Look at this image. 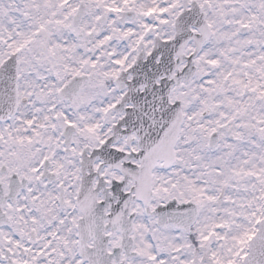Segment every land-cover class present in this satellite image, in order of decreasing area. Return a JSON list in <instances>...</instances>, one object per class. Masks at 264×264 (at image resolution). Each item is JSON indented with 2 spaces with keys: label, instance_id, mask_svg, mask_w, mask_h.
Here are the masks:
<instances>
[{
  "label": "snow or ice",
  "instance_id": "6c2138e0",
  "mask_svg": "<svg viewBox=\"0 0 264 264\" xmlns=\"http://www.w3.org/2000/svg\"><path fill=\"white\" fill-rule=\"evenodd\" d=\"M0 264H264V0H0Z\"/></svg>",
  "mask_w": 264,
  "mask_h": 264
}]
</instances>
